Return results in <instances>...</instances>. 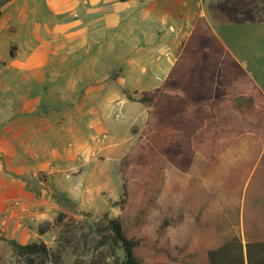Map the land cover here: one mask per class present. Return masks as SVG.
Listing matches in <instances>:
<instances>
[{
    "label": "rangeland",
    "instance_id": "1",
    "mask_svg": "<svg viewBox=\"0 0 264 264\" xmlns=\"http://www.w3.org/2000/svg\"><path fill=\"white\" fill-rule=\"evenodd\" d=\"M74 1L11 0L1 8L0 127L10 125L13 113L19 118L26 115L27 110L22 111L26 101L36 99L30 115L49 116L58 154H48L47 159L57 157L55 166L64 172L52 176L39 170L35 139L26 138L25 131L18 139V152L24 158L15 167H10L0 143V174L10 177L13 185V189L3 188L9 185L0 189V264H29L17 258L10 239L48 244L50 257L37 256L34 264H75L77 257L88 261L96 253L99 235L93 227L121 214L116 201L123 194L122 159L145 125L146 105L138 98L143 91L154 90L155 82L165 76L169 57L173 60L180 53L194 19L203 15L205 0H179L186 4L172 15L163 13L173 0H164L165 4L162 0H100L105 5L98 10L88 5L82 12L58 9ZM207 5L215 19L241 22L247 30L264 28L260 26L264 0H210ZM143 11L157 18L141 20L138 13ZM128 24L131 33L135 31L133 41L143 39L139 29L145 27L155 32L161 45L173 43L174 51L149 53L126 44ZM96 28L100 35L91 31ZM261 34L257 32L250 41L264 49ZM157 58L161 64L155 68ZM260 59L264 61V53ZM141 62L147 63V73H142ZM80 111H90L98 128L86 132L76 127ZM58 113L64 115L60 133L54 126ZM58 195L70 199L73 210L64 225L41 234L40 227L53 221L61 209Z\"/></svg>",
    "mask_w": 264,
    "mask_h": 264
},
{
    "label": "trees",
    "instance_id": "2",
    "mask_svg": "<svg viewBox=\"0 0 264 264\" xmlns=\"http://www.w3.org/2000/svg\"><path fill=\"white\" fill-rule=\"evenodd\" d=\"M138 101L148 116L122 159L121 214L93 227L98 249L75 264H264V92L206 16ZM58 198L42 234L73 210ZM9 243L29 264L52 254L44 241Z\"/></svg>",
    "mask_w": 264,
    "mask_h": 264
},
{
    "label": "crops",
    "instance_id": "3",
    "mask_svg": "<svg viewBox=\"0 0 264 264\" xmlns=\"http://www.w3.org/2000/svg\"><path fill=\"white\" fill-rule=\"evenodd\" d=\"M162 1H163L162 4H165V1L164 0ZM177 1L176 0L171 1V3H173L174 5V8H172L173 5L172 6L168 5L165 8L166 12L162 11V13L164 12L163 14L165 15H172L174 11L177 12V11L182 10L186 2H183L182 4L181 3L182 0L179 2ZM208 2H210V0H205L203 2V8H202L201 14L206 16L212 28L214 29L216 34L220 37L221 41L223 42L225 48L228 51H230V53L234 56V58L250 73V75L256 80V82L258 83V85L261 87V89L264 92V71L261 70V68L264 67V61L260 62L261 61L260 58H261V55L264 53V49L263 48L261 49L260 46L255 45L253 41H250L251 39L250 37L255 36L257 32L262 33L261 35L264 36V28H261L260 30H256V29L247 30V28L245 27L246 25L241 22L232 21V20L215 19L211 11L209 10V6L207 5ZM179 3L182 4V7L180 6ZM84 5H88L90 9L96 8L98 10L99 9L98 6L104 7L105 4L103 3V1H100V0H77L76 2L74 1L73 3L69 2L68 4L63 6L61 9L60 8L58 9L65 10V11H69L72 9L74 10L79 9L82 12L85 10V8L83 7ZM127 15L129 17V14ZM138 17L141 20H145V19L152 18V17L153 19L157 18L156 14H152L150 13V11L139 12ZM258 23L259 22H256L254 23V25L257 26L259 25ZM129 25L130 24H128V27L124 31V36H125L124 42L126 44L131 45L133 47L134 46L137 47L139 51L146 49L145 51L149 53L157 49H159L160 51L163 49L166 53L174 51L173 43H170L168 45L167 43H164V45H161L160 39L156 40L154 37L156 35L155 32L154 31L153 33L148 32L145 27L143 29H139V32L141 34L140 37H142L143 39H137V42L133 41L135 37V31H132L133 33H131ZM261 25L264 26V21L260 23V26ZM91 31H93V33L95 32L97 35H100L98 32H101L100 29L98 28H96L95 30H91ZM91 31H89L90 35L93 34V33L91 34ZM62 32L66 33L67 29H63ZM80 32H81V35L85 33V31H80ZM152 41H153V46L151 44ZM178 55H179V52L175 55L173 60H172V57H169L168 60H169L170 65L167 70V73L165 74V76L160 78L157 82H155L153 89L159 86L160 83L166 78L169 71L175 64L178 58ZM160 57L161 56H158V58ZM158 58L156 59L157 61L156 60L153 61L154 63L153 65L155 68H156L155 65L158 66V64H161ZM138 66H140V63H138ZM141 66H142V73H147L148 72L147 63L141 62ZM126 79L124 80L127 81ZM231 79L234 80L235 77L233 76ZM218 80H221V79H218ZM219 90L225 91L226 89L225 87L223 88L219 87ZM235 101L240 102L238 100H235ZM138 103L139 105L141 104L140 102ZM34 104H36V99H28L26 101L27 107L24 110H22V111L27 110V114L23 115L20 118L15 113L11 114L13 115V118L10 120L11 122L10 125L4 127V129H1L0 127V143L2 142L4 143L5 152L7 154L6 157H8V162L10 164V167L11 168L12 166L15 167L17 164H19V161H23L19 159L24 158L23 157L24 155L19 154L18 152V144H19L18 139H19V134H23L25 131V134L27 136L26 138L30 139L32 137V139H35L34 140L35 147L37 148V150L35 151L34 155L36 156L37 163L40 166L39 170L48 172L52 176L57 175L58 173L64 172L63 169L55 166L57 163L56 161L57 157H53L54 159H47V156L48 154H52L53 156H56V154H58V152L55 151L56 148H54L56 145L55 142L58 140H55L56 136L52 134L53 133L52 131L54 128L52 129L50 127L51 124H49L50 119L48 118L49 117L48 115H44L42 117L41 116L36 117L34 115H30V111H29L30 106ZM55 116H56V120H55L56 124L54 123V126H57V132L60 133L61 130H64V128H61L60 130V125L62 127L65 126L64 125V115L62 113H58ZM87 116H89V119H87ZM127 116L129 115L127 114ZM144 116H145V119H144V124H145L147 120V116H148V109L146 107H145ZM76 117L79 120H75V122L77 123V124L75 123V125L76 127H80L83 131L85 129V131L88 132V130L86 129H91L93 127L98 128L97 122H95V117L92 116V113L90 111L89 112L80 111V113L77 114ZM81 117L83 118V120L86 119L87 122L81 121L82 120ZM132 117L133 119L136 118V114L133 115ZM24 123H26V125H23ZM77 125H80V126H77ZM57 138L59 139V134L57 135ZM52 142H54V144ZM121 142L123 141L120 140L117 144H120ZM50 149H53V151H51ZM25 158H26V155H25ZM11 180L12 179L10 177L8 178L7 175L0 174V189H2V187L6 185H9V187H3V188L13 189Z\"/></svg>",
    "mask_w": 264,
    "mask_h": 264
}]
</instances>
